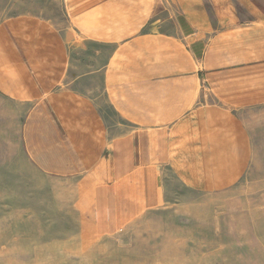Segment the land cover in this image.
Returning a JSON list of instances; mask_svg holds the SVG:
<instances>
[{"label":"crops","instance_id":"0c3cea01","mask_svg":"<svg viewBox=\"0 0 264 264\" xmlns=\"http://www.w3.org/2000/svg\"><path fill=\"white\" fill-rule=\"evenodd\" d=\"M240 4L252 18L228 8L217 30L204 0H64V27L0 23L6 136L34 170L77 180L95 234L241 180L246 117L264 104V3Z\"/></svg>","mask_w":264,"mask_h":264},{"label":"rangeland","instance_id":"374dc122","mask_svg":"<svg viewBox=\"0 0 264 264\" xmlns=\"http://www.w3.org/2000/svg\"><path fill=\"white\" fill-rule=\"evenodd\" d=\"M204 1L214 30L224 26L218 17L230 13L240 21L252 18L241 2L264 3ZM18 15L66 24L64 0H0V23ZM6 107L0 99V264H264V104L246 117L252 154L233 189L186 193L183 201L99 235L87 203L75 195L77 180L58 181L34 170L18 139L6 136Z\"/></svg>","mask_w":264,"mask_h":264},{"label":"bare ground","instance_id":"6f19581e","mask_svg":"<svg viewBox=\"0 0 264 264\" xmlns=\"http://www.w3.org/2000/svg\"><path fill=\"white\" fill-rule=\"evenodd\" d=\"M126 260V259H125ZM140 261V260H139Z\"/></svg>","mask_w":264,"mask_h":264}]
</instances>
